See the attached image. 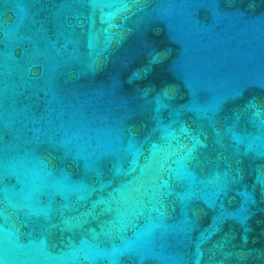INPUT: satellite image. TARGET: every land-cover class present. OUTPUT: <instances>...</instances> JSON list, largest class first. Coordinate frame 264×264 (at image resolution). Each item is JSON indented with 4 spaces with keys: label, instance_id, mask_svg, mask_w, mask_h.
<instances>
[{
    "label": "water",
    "instance_id": "1",
    "mask_svg": "<svg viewBox=\"0 0 264 264\" xmlns=\"http://www.w3.org/2000/svg\"><path fill=\"white\" fill-rule=\"evenodd\" d=\"M0 264H264V0H0Z\"/></svg>",
    "mask_w": 264,
    "mask_h": 264
}]
</instances>
